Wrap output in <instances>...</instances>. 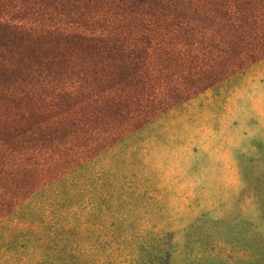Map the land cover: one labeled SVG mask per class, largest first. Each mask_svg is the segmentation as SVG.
I'll use <instances>...</instances> for the list:
<instances>
[{
  "label": "rangeland",
  "instance_id": "374dc122",
  "mask_svg": "<svg viewBox=\"0 0 264 264\" xmlns=\"http://www.w3.org/2000/svg\"><path fill=\"white\" fill-rule=\"evenodd\" d=\"M0 264H264V0H0Z\"/></svg>",
  "mask_w": 264,
  "mask_h": 264
}]
</instances>
